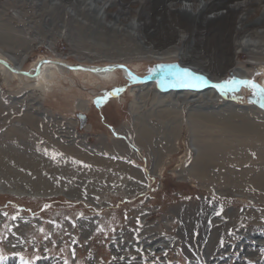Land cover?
I'll use <instances>...</instances> for the list:
<instances>
[{"label":"rangeland","instance_id":"374dc122","mask_svg":"<svg viewBox=\"0 0 264 264\" xmlns=\"http://www.w3.org/2000/svg\"><path fill=\"white\" fill-rule=\"evenodd\" d=\"M192 2L210 9L180 13L178 0L174 8L0 0V54L24 73L38 60L60 61L42 87L40 77L0 70V264H21L19 256L30 264H264V112L251 87L216 91L208 108L192 106L198 120L190 122L180 96L196 100L209 88L134 84L117 70L100 85L68 74L106 77L90 69L118 65L145 78L197 66L210 83L242 75L264 86V0ZM201 113L210 124L196 123ZM99 161L122 165L103 166L106 189Z\"/></svg>","mask_w":264,"mask_h":264},{"label":"bare ground","instance_id":"6f19581e","mask_svg":"<svg viewBox=\"0 0 264 264\" xmlns=\"http://www.w3.org/2000/svg\"><path fill=\"white\" fill-rule=\"evenodd\" d=\"M160 1H162V5H165V6H168V7H175L177 4H175L174 2H177V0L176 1H172V2H169L168 3V1L169 0H160ZM193 0H178V2H182V4H180V6H179V8H177V9H173V10H179V12L181 13L182 11H185V12H189L190 11V14H193V15H203V12H205V11H208L209 9H210V7H209V4L208 3H206L205 2V4L204 5H202L201 3H199V5H196V9H194V4H193V2H192ZM79 2V1H78ZM163 2H165V3H163ZM202 2V1H201ZM175 4V5H174ZM167 7V8H168ZM202 10H204V11H202ZM179 14V13H178ZM188 14V13H187ZM112 15V14H111ZM186 15V14H185ZM220 15H222V12L221 11H217V12H213V13H211V14H209V16L208 17H205V23L207 22H209V20H211V18L213 19V17H216V18H219L220 17ZM92 16V15H91ZM198 17V16H197ZM215 18V19H216ZM208 20V21H207ZM249 42V41H248ZM246 43L245 42H240V47H242V46H244ZM235 49V48H234ZM2 53V52H1ZM178 55L179 54H176L175 53V56L174 57H178ZM181 60H183L184 59V56L183 55H181ZM12 59V60H11ZM10 59V57H7L6 55H2V54H0V60L2 61V62H6L9 66H10V68L13 70H17V71H20L21 72V68H20V66H18V65H14L12 62H14L15 63V61H14V59L13 58H11ZM56 61H58V62H60L59 60H56ZM56 61H54V60H51L49 63H47L46 61H41V60H38L35 64H34V66L36 67V65L39 63V62H43L44 64L42 65V67L40 68V70H39V74H38V76L37 77H40V79L39 78H37L36 80L37 81H42V82H40L39 81V83H38V85H36V86H38V87H42L43 85L44 86H46V84H44V83H48V81L50 80V79H52L51 77H50V75H51V73L50 72H52V65H54L52 62H56ZM51 63V64H50ZM56 64V63H55ZM56 65H58V66H60L58 63L56 64ZM62 65V64H61ZM33 66V67H34ZM32 67V68H33ZM35 67H34V69H35ZM48 67H50V68H48ZM62 67H63V65H62ZM89 67V66H88ZM195 68H191V70H193L195 73L197 72V74L199 73V74H203V75H205V76H210L209 75V73H206L205 71H204V69L202 70L201 68H199V67H197V66H194ZM263 68V70H264V66H262ZM84 69H88L87 67H83ZM90 68V67H89ZM188 68V67H187ZM34 69H32V72H29L30 74H32L33 73V70ZM236 69H237V67H236ZM0 70H2V71H4L6 74H8V75H12V76H15V77H18V76H20V75H16V74H12V73H10V71L8 70V69H6L4 66H2L1 64H0ZM79 70V69H78ZM90 70H93V69H90ZM88 71V70H87ZM86 70H79V72H75V73H68V74H70V75H79V74H81V75H83V76H88V77H90L89 78V81H90V83L91 82H93L94 83V81H98L99 80V85H100V83H103V81L105 82H110L111 80H113L114 78H117L116 77V72L118 71V72H121V76L125 79V80H127L128 82H130V83H134V84H137V80L136 79H134L132 76H129V73L128 72H126V71H121V70H114L113 69V71H108V70H106V69H104L103 71H100V70H98L97 72H95V73H98V74H104V73H106V77H100V76H93V75H90L88 72H87ZM232 71V70H231ZM264 72V71H263ZM113 73V75H110V74H112ZM238 75V74H237ZM22 76V75H21ZM240 76V78H245V77H243L242 75H239ZM211 77V76H210ZM28 78V77H27ZM104 78H106V79H104ZM248 77H246V79H247ZM30 79H34V78H30ZM36 80H33V81H36ZM121 80V79H120ZM210 80V79H209ZM241 80V79H240ZM162 81V80H161ZM213 81H216V79L215 80H213ZM212 81V83H214ZM89 83V82H88ZM148 86H153L152 84H149ZM244 86V85H243ZM242 86V87H243ZM246 86V85H245ZM261 87H263V89H264V86H262V85H260ZM96 87V86H95ZM241 86H240V88H239V91L241 90V88H242ZM182 88V87H181ZM190 89V88H189ZM201 89H204V88H201ZM187 91V90H186ZM192 91V90H191ZM188 92H189V90H188ZM197 92V91H196ZM216 90L215 89H208V92H206V93H203V94H200V95H197L199 98L198 99H200V100H198V99H196V100H193V98H192V94H187L186 92V94H182L183 96H180V97H183L184 99H183V101L185 102V104H190V109L191 108H193L192 106H194V107H196V108H198V111L200 112L201 111V109L202 110H204V109H206V108H208V104L210 103V102H214V101H216ZM214 95H213V94ZM219 93V92H218ZM227 94V93H226ZM212 97H211V96ZM142 97H144V95H141V98ZM194 97V96H193ZM140 98V97H139ZM223 102V101H222ZM240 102H242V101H240ZM235 103V102H234ZM223 104H226V103H223ZM232 104V103H231ZM236 104V103H235ZM257 105V104H256ZM230 105H227V106H225V107H229ZM211 107V106H210ZM221 107V106H220ZM223 107V106H222ZM236 108V107H235ZM217 109V111H219V109L218 108H216ZM224 109H226V108H224ZM232 109V108H231ZM257 109V108H256ZM259 109H260V104H259ZM210 110H211V108H210ZM221 110V109H220ZM227 110V109H226ZM225 110V111H226ZM229 110V109H228ZM194 111H195V109H194ZM197 111V112H198ZM215 111V110H214ZM216 111V112H217ZM247 111V110H246ZM257 111V110H256ZM203 112V111H202ZM206 114H208L206 111H204ZM210 112V111H209ZM215 112V113H216ZM132 113V112H131ZM211 113V112H210ZM226 113H228V111L226 112ZM259 113V112H258ZM217 114V113H216ZM223 116V115H222ZM224 117H226V116H224ZM264 117V116H263ZM194 118H196L197 120H198V114H193V112H192V109L190 110V112H189V116H188V121H190V122H193V119ZM199 119H200V121L201 122H199V121H196V123L199 125V123L201 124H206V123H209L208 122V120L210 119V116H207V115H203L202 113L200 114V116H199ZM205 119V120H204ZM222 119H224V118H222ZM230 119V118H229ZM224 121V120H223ZM136 122V121H135ZM236 122V121H235ZM245 122V121H244ZM243 122V123H244ZM195 123V122H194ZM211 123V122H210ZM209 123V124H210ZM225 123V122H224ZM231 123H232V121H231ZM251 123V122H250ZM136 124V123H135ZM227 124V123H226ZM192 125V124H191ZM200 126V125H199ZM230 126V125H229ZM233 126V125H232ZM136 127V126H135ZM192 127V126H191ZM225 127H227V126H225ZM137 128V127H136ZM135 128V129H136ZM138 128H139V124H138ZM245 128V127H244ZM250 128V127H249ZM237 129V128H236ZM191 130V129H190ZM247 130H251V129H247ZM253 130V129H252ZM145 131H146V129L144 128L143 129V132L145 133ZM231 131V130H230ZM137 132H138V130H137ZM151 132V131H150ZM232 132V131H231ZM235 132H236V130H235ZM239 133H241V132H239L238 131V134ZM244 133V132H243ZM243 133H242V135H243ZM245 133H246V131H245ZM250 133V132H249ZM138 134H140V136H142L141 135V133L139 132ZM149 134V133H148ZM238 134L236 135V136H238ZM150 135V134H149ZM139 136V137H140ZM144 138H146V137H144ZM150 138V137H149ZM139 139H141V138H139ZM232 139V138H231ZM142 140V139H141ZM226 140V139H225ZM233 140V139H232ZM204 141H206V140H204ZM227 144V143H226ZM225 145V144H224ZM199 150V149H198ZM207 150V149H206ZM205 159V157L203 156V154L202 153H198V156H197V161L198 162H200V165H201V163L203 162V161H205L204 160ZM37 167V166H36ZM54 169V168H53ZM129 170L131 171V169L129 168ZM133 171V170H132ZM193 171V170H192ZM54 173V172H53ZM91 173H93L92 171H91ZM202 175V174H201ZM262 178V180H264V175H262L261 176ZM130 180V179H129ZM117 181V180H116ZM119 181H121V180H119ZM111 183V182H110ZM37 195V194H36Z\"/></svg>","mask_w":264,"mask_h":264},{"label":"snow or ice","instance_id":"6c2138e0","mask_svg":"<svg viewBox=\"0 0 264 264\" xmlns=\"http://www.w3.org/2000/svg\"><path fill=\"white\" fill-rule=\"evenodd\" d=\"M157 74H162L164 80L171 81L174 87H184L193 90H198L200 87L208 85L210 83V81L204 75L197 74L188 68H180L178 66H172L168 69L160 68L157 70ZM237 85H246L251 87L253 90V96L255 97V100L253 102L259 103L260 106L264 108V89H260L258 85L254 84L252 81L236 80L235 78H233L221 83H213L211 84V87L216 90H219L221 94H224L227 91H235V86ZM213 199H215V194H213ZM79 215L82 216L83 213H80ZM13 219H15V217H13ZM98 230L103 231V229ZM17 255H19V253H17ZM19 258L21 264H30V262L26 261L23 256H19ZM4 259L5 257L0 254V260ZM36 259H39V257L34 256L33 260ZM64 264H67L66 260L64 261Z\"/></svg>","mask_w":264,"mask_h":264},{"label":"water","instance_id":"95a60500","mask_svg":"<svg viewBox=\"0 0 264 264\" xmlns=\"http://www.w3.org/2000/svg\"><path fill=\"white\" fill-rule=\"evenodd\" d=\"M47 62V61H46ZM47 63H49V62H47ZM0 64L2 65V66H4L6 69H8L9 71H10V73H12V74H16V75H22V76H24V77H28V78H36L37 76H38V74H39V70H40V68L42 67V65L44 64L43 62H39L37 65H36V67H35V69L33 70V73L32 74H30V73H24V72H20V71H17V70H12L11 68H10V66L6 63V62H2L1 60H0ZM61 67H62V65L61 64H59ZM63 67H67V66H64L63 65ZM68 69H73L72 67H67ZM104 68L105 69H107V70H123V71H126V72H128L129 73V76H132L134 79H136L137 80V84H149V83H153L154 81H156V80H162V81H166V82H169V80H164V78H163V75L162 74H158V75H155V76H149V77H145V78H139V77H137L136 75H134L133 73H131L130 72V70H128L126 67H122V66H118V65H111V67L109 66V67H103V68H95V69H93V70H91V71H93V73H95V72H97L98 70H100V71H103L104 70ZM77 69H82V68H77ZM73 70H75V69H73ZM89 71V70H88ZM241 80H248V79H246V78H244V79H241ZM211 84H213V83H209L208 85H205V86H202V87H200V88H211V89H214V88H212L211 87ZM255 84V83H254ZM257 85V84H256ZM240 86L242 87L243 85H237V86H235V91H227V92H225V93H233V92H238L239 91V88H240ZM258 87L260 88V89H263V87H261V86H259L258 85ZM216 90V89H215ZM216 91H219V90H216ZM260 110H262L263 112H264V108H262L261 106H260ZM77 117H78V119L80 120V125H81V127H83V125H84V123L86 122V117H85V115L84 114H79V115H77Z\"/></svg>","mask_w":264,"mask_h":264},{"label":"crops","instance_id":"0c3cea01","mask_svg":"<svg viewBox=\"0 0 264 264\" xmlns=\"http://www.w3.org/2000/svg\"><path fill=\"white\" fill-rule=\"evenodd\" d=\"M164 146H166V145H164ZM163 150H165L166 151V149H165V147H161V149H160V153H164V151ZM158 157L160 158V156L158 155ZM161 159H162V157H161ZM111 160H112V158H111ZM103 162V161H102ZM101 161H99L98 162V164H95V165H97L96 166V170H97V173L95 174L96 176H102L103 177V185H105V188L104 189H106L107 188V186H109V184H110V177L107 175L108 173H106V171L103 169V166H104V164L102 163ZM136 165V164H135ZM104 167H108L109 168V170L111 171H115V170H117V169H119V168H121L122 167V165L121 164H115V163H112V162H110L109 163V165H106L105 164V166ZM99 169V170H98ZM122 169V168H121ZM131 169V168H130ZM127 173H128V175H132L134 172L131 170H129L128 169V167H127ZM113 178V177H112ZM125 179V178H124ZM126 179H128V178H126ZM101 184V185H102Z\"/></svg>","mask_w":264,"mask_h":264}]
</instances>
